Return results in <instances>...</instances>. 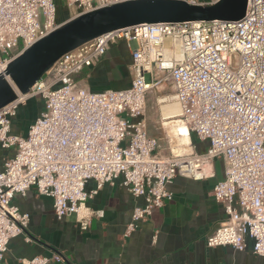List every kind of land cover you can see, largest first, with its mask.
<instances>
[{
  "label": "built area",
  "instance_id": "built-area-1",
  "mask_svg": "<svg viewBox=\"0 0 264 264\" xmlns=\"http://www.w3.org/2000/svg\"><path fill=\"white\" fill-rule=\"evenodd\" d=\"M55 1L0 0V73L22 49L60 25ZM64 1L71 18L127 0ZM120 39L133 43L129 87L91 92L74 79ZM166 82L189 132L208 142L205 151L156 154L159 141L148 133L144 115L148 95ZM37 96L43 108L26 135L11 133L17 106ZM0 147L15 150L0 164V264H7L8 242L24 233L29 220L13 204L16 194L34 187L51 197L57 219L75 214L85 229L92 215H102L89 210L86 201L104 184L118 182L143 199L132 209L123 232L127 238L172 200L168 184L176 175L212 177L217 158L224 161V177L213 184L211 195L222 204L224 219L205 243L244 251L250 239L252 253L264 258V0H247L239 20L141 24L66 52L26 94L0 108ZM90 179L95 188L85 191ZM50 258L63 260L58 254ZM50 258L39 255L22 263L46 264Z\"/></svg>",
  "mask_w": 264,
  "mask_h": 264
},
{
  "label": "crops",
  "instance_id": "crops-1",
  "mask_svg": "<svg viewBox=\"0 0 264 264\" xmlns=\"http://www.w3.org/2000/svg\"><path fill=\"white\" fill-rule=\"evenodd\" d=\"M68 18L56 22L60 24ZM132 48L133 43L125 39L111 43L95 65L83 69L74 79L91 92L129 87ZM158 93L156 105L161 104L163 97L162 91ZM149 104L144 115L148 133L159 141L156 154L168 156L174 149L167 124L160 106L154 109ZM189 138L192 150L205 151L207 141H194L190 135ZM224 166L223 159L217 158L212 177L192 179L176 175L168 184L172 200L154 209L127 238L123 232L132 209L143 199L134 198L118 182L104 184L86 201L89 210H100L102 215H92L85 229L75 214L57 219L51 197L38 194L31 187L25 195L16 194L12 199L21 212L28 213L29 220L24 233L9 240L5 260L7 264H23L22 259L58 254L62 261L50 258L46 264H264L263 257L252 253L250 239H246L244 251L229 245L208 247L205 243L207 235L224 219L222 204L211 195L213 184L224 177ZM94 188V180L85 183V191ZM26 236L31 241H26Z\"/></svg>",
  "mask_w": 264,
  "mask_h": 264
},
{
  "label": "water",
  "instance_id": "water-1",
  "mask_svg": "<svg viewBox=\"0 0 264 264\" xmlns=\"http://www.w3.org/2000/svg\"><path fill=\"white\" fill-rule=\"evenodd\" d=\"M247 0L189 4L184 0H127L68 18L22 49L0 73V108L26 94L66 52L113 30L158 22L235 21L244 17Z\"/></svg>",
  "mask_w": 264,
  "mask_h": 264
},
{
  "label": "rangeland",
  "instance_id": "rangeland-1",
  "mask_svg": "<svg viewBox=\"0 0 264 264\" xmlns=\"http://www.w3.org/2000/svg\"><path fill=\"white\" fill-rule=\"evenodd\" d=\"M56 15L55 19L58 21L59 18L68 17L69 16V10L67 7V4L64 0H56ZM161 86L166 87L167 90L163 91V89L160 87L159 90H156L152 93H150L147 97V105L153 106L154 109H158L161 104H157L156 99L158 96V92L162 91L163 96L170 95L172 93V88L168 82L165 84H162ZM162 89V90H160ZM154 95V96H153ZM163 98V97H162ZM154 104V105H153ZM43 108V100L40 96L37 97H31L28 98L25 102H21L16 110L15 114L10 117V126H11V133L13 134H22L23 136L26 135L28 126L32 123V121L35 119L37 113ZM153 109V110H154ZM165 122V121H164ZM168 128V126H167ZM191 136V139L195 141V134L189 133ZM173 149L175 147L171 145ZM169 151V150H168ZM15 152L14 148L10 150L8 149H2L0 147V164H2L3 157L7 156L9 153L13 155ZM174 153H179L174 151Z\"/></svg>",
  "mask_w": 264,
  "mask_h": 264
},
{
  "label": "bare ground",
  "instance_id": "bare-ground-1",
  "mask_svg": "<svg viewBox=\"0 0 264 264\" xmlns=\"http://www.w3.org/2000/svg\"><path fill=\"white\" fill-rule=\"evenodd\" d=\"M161 104V115L168 126L171 144L175 147L174 151L188 153L192 150L189 128L180 118L178 105L171 100L170 95L163 96L159 100Z\"/></svg>",
  "mask_w": 264,
  "mask_h": 264
}]
</instances>
